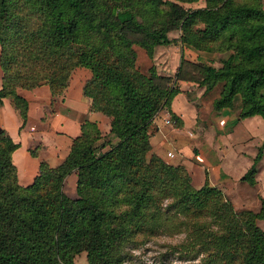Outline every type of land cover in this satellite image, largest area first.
<instances>
[{
    "label": "trees",
    "instance_id": "obj_1",
    "mask_svg": "<svg viewBox=\"0 0 264 264\" xmlns=\"http://www.w3.org/2000/svg\"><path fill=\"white\" fill-rule=\"evenodd\" d=\"M176 1L195 0H0V103L11 100L21 127L28 102L17 88L44 82L61 95L77 66L91 72L82 86L91 110L110 118L100 144L97 124L84 121L63 161H41L27 186L12 159L19 144L0 129V264H75L80 252L87 264H124L127 248L159 235H183L172 248L188 264H264V197L258 212L236 210L207 179L196 188L184 165L151 153L149 125L161 108L171 110L179 88L162 84L167 78L153 64L149 74L140 71L132 47L149 56L171 43L231 50L221 66L203 65L200 83L206 91L222 82L214 110L232 106L238 94V119H264V6ZM173 27L177 37L169 36ZM263 152L264 141L241 177L249 185ZM73 172L76 198L63 190Z\"/></svg>",
    "mask_w": 264,
    "mask_h": 264
},
{
    "label": "crops",
    "instance_id": "obj_2",
    "mask_svg": "<svg viewBox=\"0 0 264 264\" xmlns=\"http://www.w3.org/2000/svg\"><path fill=\"white\" fill-rule=\"evenodd\" d=\"M75 69L85 71L84 78L80 83L75 82V79H71L72 73L68 86L62 95L52 96L48 85H44L50 97L56 98L54 102L56 111L54 116L56 118L52 119L54 121L52 124L53 134L56 138L49 142H46L44 138H37L40 148L35 155L27 153V138L25 136H39L43 132L39 130L40 126L36 130L33 129L35 123H31V116L34 107L36 110L39 108V111H41L46 102L40 99V96H33L32 93L29 95L31 90L38 89L40 85L29 89H17L28 102L27 121L21 130L18 129L21 123L13 106L6 102L5 97L0 103V129H5L11 138L19 144V147L12 154V159L17 168L18 182L22 186L32 183L41 161L48 163L50 166H56L63 161L69 152L72 138L79 135L80 125L84 121L95 122L102 136L109 134L110 118L100 112L91 110L90 98L82 93L83 83L90 76V70L87 71V69H82L80 66ZM73 84L76 88L74 95L71 93ZM180 88L181 91L172 98L170 108L186 124V118L190 113V102L185 100V92L181 86ZM212 115L216 119V123L217 121L224 123L227 120L225 107L221 108L220 111L215 110ZM164 122L163 120L157 122L156 116L149 125V130L150 127L151 129L154 128V125L157 128L159 127L158 130L155 129L154 131L153 129L154 132L150 133L151 153L158 155L168 164L184 165L191 175L193 185L196 181L200 184L198 186L200 187L207 179L211 186H215L224 192L236 210L259 211L261 207L260 197H264V152L256 165V183L249 185L247 182L242 181L241 177L251 167L258 148L264 141V119L261 116L255 115L232 120L231 127L225 130L217 128V131H215L216 127L213 126V131L209 132L203 142H196L191 132H189V135L192 138H185L183 142H180V139L170 133V124L168 126ZM194 147L198 151L193 158L192 148ZM167 152H172L173 157H168ZM76 179V173L73 172L64 181L63 189L69 197L74 195Z\"/></svg>",
    "mask_w": 264,
    "mask_h": 264
},
{
    "label": "rangeland",
    "instance_id": "obj_3",
    "mask_svg": "<svg viewBox=\"0 0 264 264\" xmlns=\"http://www.w3.org/2000/svg\"><path fill=\"white\" fill-rule=\"evenodd\" d=\"M261 1L264 6V0ZM176 2H178L184 8H198L205 5V0H195L192 2ZM168 33L170 37H177L179 35V28L173 27L168 31ZM132 47L135 51L134 63L140 71L149 74V67L153 64L156 68L157 73L167 78L162 81L160 79V82L162 84L170 87H178L179 91H181L180 86L183 88L182 90L185 92V100L190 102V113L188 118L185 117L186 124H184L182 120L180 126L175 124V120L172 117L171 110H169V107L166 106L161 108V110L156 115L157 122H162V120L164 122L165 119L170 120V126L165 122L164 124L169 126L170 133L174 134L176 138L180 139V142H183L185 138H192L189 135V132L193 133V138L196 142H203L205 140V137L209 135V132L213 131V126L216 127L215 131H217V128L224 130L229 129V127H231L232 125L231 121L238 119V113L240 111V96L238 94L235 95L233 105L230 107H225V110L227 112V120L224 121V123H221L219 121H217L216 123V119L212 115V113L215 111L213 107V99L219 95L222 89V82H218L213 86V88L206 91L204 85L200 83V79L203 75V65L210 64L216 67L221 66L222 60L228 57V55L231 53V50L207 51L196 49L188 44L171 43L166 45H156L153 55L149 56L146 50L138 43H133ZM181 55L183 56L182 60ZM80 67H82V69H87V71L90 70L86 66ZM72 73L73 76L71 79H75V82L78 83L81 82L85 75V71L79 69H74V72ZM1 79L2 70L0 67V84ZM45 84L46 83L43 82L40 84L38 89L36 88L35 90H31L29 92V95H31L32 93L33 96H40V99L46 102L45 107L41 108V111H39V108H37L36 110L35 107L32 111L33 114L31 116V123H35L33 129L36 130L40 126L41 128L39 130L43 132L39 136H25L27 138V153L29 154L31 151L33 153H36L40 148V145L36 140L37 138H44L46 142H49L52 139L54 140L56 138V136L53 134L52 127V124L54 123L52 119L56 118L54 116V114L56 113L54 104L56 98L50 97L48 90L45 89ZM75 89L76 88L73 84L71 90V93L73 95L76 92ZM5 99L6 102L12 105L11 100L8 97H5ZM18 129L21 130L22 127L20 126L18 127ZM153 129L155 131V129L158 130L159 127L157 128V126L155 127L154 125V128L152 127L151 129L150 127L149 132H154ZM105 138H107V136H104L96 144H100L104 141ZM197 151L198 150L196 147L192 148L193 158ZM194 185L195 187H198L200 184L195 181ZM67 188L69 189V187ZM75 188L76 183H74V195L71 198L77 197ZM258 224L264 229V220H258ZM182 238L183 235H159L151 238L149 241L143 244H136L134 247H129L126 249L127 254L125 253L126 259L124 264H188L190 261L180 257L179 253L174 248H172V246L181 241ZM73 260L75 264H87L86 253L80 252L76 254Z\"/></svg>",
    "mask_w": 264,
    "mask_h": 264
},
{
    "label": "built area",
    "instance_id": "obj_4",
    "mask_svg": "<svg viewBox=\"0 0 264 264\" xmlns=\"http://www.w3.org/2000/svg\"><path fill=\"white\" fill-rule=\"evenodd\" d=\"M165 122H166L167 124H170V120H169V119H166ZM173 155H174V154H173L172 152H167V156H168V157H173Z\"/></svg>",
    "mask_w": 264,
    "mask_h": 264
}]
</instances>
